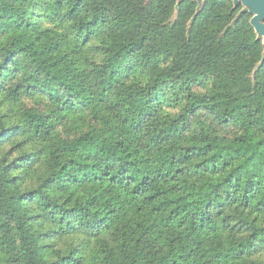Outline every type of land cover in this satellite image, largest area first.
I'll use <instances>...</instances> for the list:
<instances>
[{
    "label": "trees",
    "instance_id": "obj_1",
    "mask_svg": "<svg viewBox=\"0 0 264 264\" xmlns=\"http://www.w3.org/2000/svg\"><path fill=\"white\" fill-rule=\"evenodd\" d=\"M249 20L230 0H0V264H264Z\"/></svg>",
    "mask_w": 264,
    "mask_h": 264
},
{
    "label": "water",
    "instance_id": "obj_2",
    "mask_svg": "<svg viewBox=\"0 0 264 264\" xmlns=\"http://www.w3.org/2000/svg\"><path fill=\"white\" fill-rule=\"evenodd\" d=\"M198 4H202L203 0H194ZM235 8L238 3H241L242 10H247L251 14L249 20L257 39H261L264 46V0H233Z\"/></svg>",
    "mask_w": 264,
    "mask_h": 264
},
{
    "label": "flooded vegetation",
    "instance_id": "obj_3",
    "mask_svg": "<svg viewBox=\"0 0 264 264\" xmlns=\"http://www.w3.org/2000/svg\"><path fill=\"white\" fill-rule=\"evenodd\" d=\"M231 1V3H232V5H234V2H233V0H230ZM237 7H239V8H243V6H242V4L241 3H238V5L235 7V8H237ZM247 11V10H246ZM248 12V11H247ZM249 13V12H248ZM250 18H251V14H250Z\"/></svg>",
    "mask_w": 264,
    "mask_h": 264
},
{
    "label": "rangeland",
    "instance_id": "obj_4",
    "mask_svg": "<svg viewBox=\"0 0 264 264\" xmlns=\"http://www.w3.org/2000/svg\"><path fill=\"white\" fill-rule=\"evenodd\" d=\"M174 17V16H173Z\"/></svg>",
    "mask_w": 264,
    "mask_h": 264
}]
</instances>
